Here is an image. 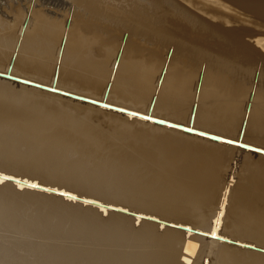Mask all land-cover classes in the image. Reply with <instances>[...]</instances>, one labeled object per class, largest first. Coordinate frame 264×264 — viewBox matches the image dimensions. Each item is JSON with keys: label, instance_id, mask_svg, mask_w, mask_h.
<instances>
[{"label": "bare ground", "instance_id": "1", "mask_svg": "<svg viewBox=\"0 0 264 264\" xmlns=\"http://www.w3.org/2000/svg\"><path fill=\"white\" fill-rule=\"evenodd\" d=\"M178 1L203 20L201 38L204 41L210 37L215 53L209 55L203 46L200 55L215 61L218 76L212 86L218 91L227 87L229 99L196 108L194 104L195 113L183 110L177 120L191 128L193 124L209 131L213 128L214 133L195 127L238 141L239 122L247 113L240 142L264 149V91L258 87L264 81L247 90L248 81L222 82L219 78L221 70L229 75L255 63L258 78H264V0H234L238 9L220 0ZM48 2L65 5L63 0H29L20 17L8 19L12 24L0 16V68L8 69L11 63L12 76L47 86L54 83L56 89L156 117L152 107L138 110L118 103L149 106L154 99L151 89H169L168 82H152L151 77L149 83L141 75L144 67L137 63L140 40L122 37L119 58L113 56L107 62L94 47L89 30L117 34L121 22L112 24L104 14L103 22L86 15L95 30L90 23V29L84 28L88 36L77 34L75 15L68 26L62 23V29L59 14L45 8ZM85 5L92 12L101 8L93 0H86ZM130 10L125 21L133 22L134 9ZM116 16L109 18L113 22ZM258 17L263 21H257ZM116 51L111 53L116 55ZM209 61L204 66L208 67ZM167 67L173 75L185 72L176 62ZM4 68L0 72H6ZM199 79L206 81L207 76ZM9 84H16L18 89ZM10 96H16L19 104ZM247 98L250 106L244 105ZM52 100L83 107L87 113L96 107L98 112L103 109L102 115L111 117L112 123L102 127L98 120H87L84 114L86 120L75 119ZM73 100L0 77V174L44 187L21 188L12 181L0 184V264H264V154ZM172 117L170 113L167 118ZM233 132L239 136L232 137ZM250 138L256 143H248ZM235 152L240 154L235 162L241 163L237 173L243 174L236 175L230 186L234 169H229V164L238 156ZM244 181H249L255 191L249 187L251 191L241 192ZM213 231L218 238L211 235ZM18 234L28 238H13ZM7 248H30L35 259L10 258Z\"/></svg>", "mask_w": 264, "mask_h": 264}, {"label": "rangeland", "instance_id": "2", "mask_svg": "<svg viewBox=\"0 0 264 264\" xmlns=\"http://www.w3.org/2000/svg\"><path fill=\"white\" fill-rule=\"evenodd\" d=\"M0 1H1L0 2L1 3L0 8L2 9V11L5 12L4 13L5 15L0 14V16L7 17V18H5V17L4 18H5L6 22L8 21L7 23H10V24H12L13 21L11 22V20H8V19H14V18H17L18 16L20 17V15H22V13L24 11H26V5L25 4H28V2H29V0H23V2H22V0H4V2H2L3 0H0ZM79 1H77V0H73V1L63 0L65 5L61 4V6L58 4H54L52 2H48L49 4L50 3L51 4L49 6L48 3L47 4L45 3V8L53 11L56 15L59 14L58 19H59V21H61V22H59V25H61L62 29L64 27L63 24L68 26L70 18L75 15L74 16V20H75V24H74L75 25L74 26L75 31L74 32H76L77 34H84L86 36H88V34L90 33L92 36L91 37L92 42L95 41L93 43L94 47L95 48L98 47L97 51L99 52L100 57L101 58L103 57L105 59V61L107 60V62H110V60H112L113 56L118 55L117 57H115V60L117 58H119V56H120L119 54H121L120 50H122V46L120 45L121 40H119V39H121L122 37H126V38L130 37V39H133V40L139 39L140 43H141V47H140V50L138 53L139 59H138L137 63H139L141 66L144 67L142 69V71L140 72L141 75L146 76L147 82H149V83H151V77H153L152 82H158L157 80H159L161 82H168L169 83V89L167 88L166 90H163V91L162 90L156 91V90H152L150 88L151 94L154 96L153 97L154 98L153 99V105H152V114H156L155 115L156 117H160L163 119L165 118L169 121L176 122L179 124H184L185 126H187L186 123H182L183 121L177 120V116L181 113V111L192 110L190 112L195 113L196 110H194V109L196 107H199L198 105L203 106V104L207 105V104H210V103H213L216 101H220V100H223V102H225L229 99L228 92H226V90L228 89L227 87H226L227 89L224 88V90L218 91L216 89V87L212 86L214 79L218 76V75H216V72H218V70H216V68H215L216 66H214L215 61H213V62L209 61L210 59H213V58H211V56H208L207 58H205V56L200 55L201 54L200 48H202L203 46H206V49L210 53L209 55H213L215 53V50L212 48L213 43H212L210 37L208 38V40H204V41L202 40L201 30L204 29V24L202 22L203 20H201L199 18L198 14H196L195 12L188 9V7H189L188 5L185 4L186 6H188L186 9L184 7V4L178 0H135V1L134 0H99V1L93 0L96 4H98V6L97 5L96 6L98 8H99V6H101V8H100V10L99 9L97 10V8H96L97 11L92 12V11L88 10L87 7H85L86 6L85 5L86 0H81L80 3H79ZM97 1H98V3H97ZM131 1L134 3V6H132ZM220 1H222L223 3L229 5L233 8H237L234 0H220ZM244 1H248V0H244ZM100 3H103V5H101ZM83 4H84V6H83ZM19 6H21V7H19ZM52 6H54V7H52ZM42 7H44V6H42ZM79 7H81V8H79ZM105 7H106V9H105ZM17 8L19 11L17 10ZM183 8L185 11L187 10L188 13H185L184 10H182ZM1 9H0V11H1ZM71 9H73V10H71ZM76 9H78V10L76 11ZM86 9H87V12H86ZM102 9H104L106 14H105V12L102 11ZM130 9H134L133 22L132 21L129 22V20L125 21L126 19H128L129 13H131ZM10 10H12V11H10ZM70 10H71V12H69ZM2 11L0 13H3ZM100 11L102 14L100 13ZM122 11H124V12H122ZM74 12H76V13L74 14ZM96 12L98 15L96 14ZM115 12L117 13V16L114 14ZM120 13H122V14H120ZM103 14L106 16V21L108 20V22H111L112 24H118V25L122 24L120 30L118 31L119 33H117L119 35H117L116 32H113L110 30H108L110 32L107 31L108 34H107V32L104 33L105 31L103 32L100 30H95L94 29L95 24H93L92 21L91 22L88 21V19H87V16H88V17H94L95 20H97V21L101 17L103 18V20H105L104 19L105 16ZM127 14H128V16H127ZM109 15L114 19H115V16L119 19L118 16L121 15L120 19H119L120 21L117 20V18H116V21L113 19V22H112L111 21L112 18H109ZM81 17L82 18L85 17V19L83 18L84 19L83 20ZM96 17H98V18H96ZM125 17H126V19H125ZM102 18L100 19V21H102ZM77 20H80V21H77ZM256 20L257 21H260V20L263 21V19H261L260 17H258V19H256ZM119 22H121V24H119ZM200 22H201V24H200ZM90 23H91V27L95 30L94 33L93 32L91 33ZM104 23H106V22L104 21ZM79 24H81L83 27L80 26ZM106 24H108V23H106ZM106 24H104V25H106ZM67 26L65 28H67ZM123 26H125V27L122 28ZM201 26H202V28H201ZM80 27H82L83 29L82 28L80 29ZM77 28L80 30V32ZM84 28H86V29L89 28L90 32L88 33V31L84 30ZM128 28H130L129 30H133V32L130 31L131 34L134 32H135V34L134 35L132 34V36H131ZM82 30H84L85 32H83ZM125 31H128V32H125ZM102 32H103V35H101ZM99 33H100V35H99ZM114 33H115V35H114ZM77 34H75V35H77ZM94 34H96L97 37H96V35L94 37ZM106 36H107V39H106ZM98 37L101 38L99 41H97L99 39ZM112 39H113V43H112ZM139 40H137V41L139 42ZM99 42L101 43L102 46H100ZM95 43H96V45H95ZM110 46L112 48L114 46L112 51L117 50L115 52L116 55L114 53L113 54L111 53L112 48ZM104 47H106V48H104ZM109 48H111V49L109 50ZM109 54H110V57H109ZM215 60L220 61V59H215ZM201 61L202 62L204 61V62L202 63ZM206 61L210 62L208 67L204 66ZM174 62H176V65H178L179 67L184 68L185 72L183 75L177 76L176 73L173 75L171 73V70L168 69L169 67H167V65H169L171 63L174 64ZM255 65H256V63H255ZM255 65L252 66V68L250 67L251 69L245 68V70H243L245 72V74L243 71L240 70L239 72L234 71V72L229 73V75H226V74H228V73H226V70L225 69L221 70V71H219V78L221 80L223 79L222 82L234 81V83H239L240 81L241 82L248 81L249 83L247 82V84H246L247 88H248L247 90H249L250 88H251L250 90H254L255 88H257L256 86L259 85V81H261V80L264 81V78H262V77H260L261 79L258 78L260 74H259L258 66L256 67ZM253 67H254V69L257 68L256 72H254ZM3 68H4V66L0 69H3ZM5 69L6 68H4V70ZM6 71H7V69H6ZM247 71H248V73H247ZM201 75L207 76L206 81H201V79H199ZM220 75H221V77H220ZM227 78H228V80H227ZM253 80L257 81V82H255L256 84L254 83V85H253V82H254ZM251 81H252V83H251ZM9 85H10V87H13V88L16 86V84L15 85L9 84ZM229 85H230V82H229ZM262 85H263L262 87L261 86H258V87L262 88L260 90L264 91V83ZM17 87L18 86H16L14 89H18ZM107 87H108V85H107ZM150 87H151V84H150ZM81 92H83V91H81ZM84 93H85V91H84ZM163 95H166V98H164ZM13 97L14 96H10V99L14 103L19 104V102H17V101H20V100H18V98H16V96L14 98ZM195 98H199L203 102H198V100H195ZM247 100H248V98L245 100L244 105L248 104L250 106V104L252 102H250V100L249 101H247ZM52 101H54V100H52ZM73 101H75V100H73ZM109 101H111L112 104H117L115 102V100H113L110 97H109ZM54 103L57 107H59V108L61 107L60 109L63 112H65V113L67 112V114H69L71 117H73L75 119L79 118V120H82V119L86 120L85 117L87 116V120L88 119L91 121L98 120L97 122L99 124L101 123L102 127H104V126L107 127L108 124L110 125L112 123L111 120H109V119H111V117L110 118L109 117L104 118V116L102 115L103 109H101V111L98 112L96 110V108H97L96 106L86 104V103L82 104V102H80L82 105H87V106L89 105V106H92L93 108L96 107V108H94L96 111L91 110V111H88V113H87L85 108L74 107V106L72 107L69 102H60V101L56 102V100H55ZM118 103H124L126 105L135 106L136 107L135 109H138L137 107L142 108L143 106L149 108L150 104H151V103H149V106H147V105H144L141 103H136L137 104L136 105V104H132V103H125L123 101H118ZM68 104H69V106H68ZM194 104H195V108L193 107ZM65 106H67V107H65ZM65 110H67V111H65ZM78 110H80L81 112H78ZM99 110H100V108H99ZM146 110H148V109L146 108ZM247 110H248V108H247ZM74 111H76V112H74ZM143 112H145V111H143ZM170 113H171V116L174 115V117H172L171 119H168L167 117L170 118ZM74 114H75V117H74ZM83 114L85 115V117H83L84 116ZM246 114L244 116L245 118H246ZM88 116H90L91 119L88 118ZM161 116H163V117H161ZM244 117L242 120L243 122L241 121V124L239 122L240 129L243 128V130L245 127H242V126H245L246 125L245 123H247V121H246L247 118L245 120ZM103 119L104 120L106 119V120L104 121ZM107 121H108V123H107ZM103 124H104V126H103ZM193 126H194L193 128L198 127L200 130L207 131V132L213 131L212 133H214V130H212L213 128H211L210 129L211 131H209V128L207 130V127H204L202 125L193 124ZM162 127L167 128L165 126H162ZM198 128H195V129H198ZM176 130H178V129H176ZM178 131H181V130H178ZM218 131L221 132L222 134L226 133V132H222L221 130H217L215 132L219 133ZM237 133H234V134L231 133L232 137L236 136ZM231 134L229 136H231ZM238 136L239 135H237V137ZM196 137H197V135H196ZM250 141L252 143H256L255 139H253V138L251 140H248V143ZM262 145L264 148L263 143L261 144V147H262ZM234 154H237L238 156L235 155L237 157L235 159H233L234 160L233 162L231 161L232 164H229V169L230 168H231V170L234 169V171H233L234 174L232 176L233 181H229L230 186H233V184L235 183L234 181H236V178H235L236 175H238L240 173L243 174L242 171L240 173H237L240 170V167H241L240 164L241 163L235 162V161L239 160L238 158L240 157V154H238L237 152H235ZM262 177H264V174L262 175ZM228 178H230V177H228ZM263 181H264V178H263ZM230 182H232V184ZM237 183H238V180H237ZM249 187H251V183L249 181H244V186L241 189V192L251 191V189ZM13 238H15L17 240H25L28 238V235L18 234ZM7 249H9L11 251L10 258L16 257V256H21V257H25L26 259H28V261L35 259L34 255L30 251V248H7Z\"/></svg>", "mask_w": 264, "mask_h": 264}, {"label": "water", "instance_id": "3", "mask_svg": "<svg viewBox=\"0 0 264 264\" xmlns=\"http://www.w3.org/2000/svg\"><path fill=\"white\" fill-rule=\"evenodd\" d=\"M63 41H64V38H63ZM63 41H62V43H63ZM10 67H11V63L9 64V67H8L6 72H0V77L6 78V79H9V80H13L15 82H19V83H22V84H25V85H29V86H33V87H36V88H40V89H43V90H46V91H49V92L58 93L60 95L72 98L74 100H78V101H81V102L89 103V104H92V105H95V106H99V107H102V108L114 110V111L121 112V113H124V114H130V115L136 116V117H138L140 119H144V117H151V119H144V120L152 121V122L160 124V125H166V126H169V127L178 128L180 130H183L184 132L198 134V135L205 136V137H208V138L213 139V140H222L224 142H229V143L234 144L236 146H239V147H242V148H245V149H249V150L254 151V152H260V153L264 154V149H260V148L254 147V146H252L250 144H246V143L240 142V139H241V136H242V133H243V128H241L240 137H239L238 141H231L229 139H223L220 136H217V135H214V134H210V133H204L202 131L193 129V128H191V126H184L182 124H175L173 122H169V121H166V120H163V119L152 117V116L149 115V113L148 114H142V113H139V112H135V111H132V110H127V109H124V108H121V107H117V106L108 104V103H106L104 101H99V100H95V99H92V98H88V97L80 96V95H77V94H73V93H70V92H67V91L59 90V89H56L54 87V83H53L52 86H47V85L36 83V82L30 81V80H26V79H23V78L12 76L9 73ZM56 76H57V71H55L54 80H55ZM105 94H106V92H105ZM152 105H153V100L151 101L150 108L152 107ZM134 113L136 115H133ZM192 118H193V114L191 115L190 125H191V122H192ZM38 188L44 189V187H42V186L40 187V185H39ZM51 191H53V190H51ZM56 193H58L60 195H63L62 191H59V192H56ZM63 196H65V195H63ZM213 237L218 238L216 236H213ZM244 246L245 247H249V248H254L252 245H249V244H245Z\"/></svg>", "mask_w": 264, "mask_h": 264}, {"label": "snow or ice", "instance_id": "4", "mask_svg": "<svg viewBox=\"0 0 264 264\" xmlns=\"http://www.w3.org/2000/svg\"><path fill=\"white\" fill-rule=\"evenodd\" d=\"M133 115H136L135 113ZM144 119H151V117H144ZM6 181H12L14 182L16 185L20 186L21 188H23L25 185L27 187H30V188H38L39 185L35 184V183H28L27 181H22V180H18L16 179L15 177H12V176H5L3 174H0V184L6 182ZM63 195H66L68 196L69 199H77V197L75 196H71L70 194L68 193H63ZM86 203H95L94 201H86ZM212 236H216V232L213 231L211 233ZM222 239V237H220ZM185 251H187V249H185Z\"/></svg>", "mask_w": 264, "mask_h": 264}]
</instances>
